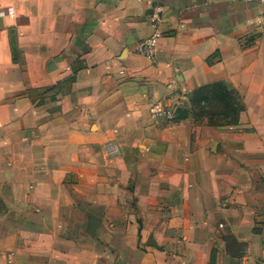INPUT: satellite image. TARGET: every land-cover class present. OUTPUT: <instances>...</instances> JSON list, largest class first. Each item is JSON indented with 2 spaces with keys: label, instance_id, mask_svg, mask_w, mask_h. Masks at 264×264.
<instances>
[{
  "label": "crops",
  "instance_id": "0c3cea01",
  "mask_svg": "<svg viewBox=\"0 0 264 264\" xmlns=\"http://www.w3.org/2000/svg\"><path fill=\"white\" fill-rule=\"evenodd\" d=\"M154 5L148 58L136 47ZM217 81L242 97L237 124L150 116ZM212 251L264 264V5L0 0V264H210Z\"/></svg>",
  "mask_w": 264,
  "mask_h": 264
},
{
  "label": "trees",
  "instance_id": "16d2710c",
  "mask_svg": "<svg viewBox=\"0 0 264 264\" xmlns=\"http://www.w3.org/2000/svg\"><path fill=\"white\" fill-rule=\"evenodd\" d=\"M187 104L190 106L189 109L184 108V103L176 109L173 122L191 117L194 122L209 126L235 125L241 112L245 110L239 92L221 81L194 88L187 95ZM227 249L229 253L228 246ZM210 264H214L213 251Z\"/></svg>",
  "mask_w": 264,
  "mask_h": 264
},
{
  "label": "built area",
  "instance_id": "2783aa9c",
  "mask_svg": "<svg viewBox=\"0 0 264 264\" xmlns=\"http://www.w3.org/2000/svg\"><path fill=\"white\" fill-rule=\"evenodd\" d=\"M245 3H254L264 5V0H238ZM147 21L149 22L152 33L146 38L138 41L136 51L148 58L154 56L157 40L162 36L163 23V7L161 5H154L147 14ZM123 73V71H121ZM183 102L173 104L168 98L157 100L149 107V114L153 119L165 118L173 121L176 109L181 106ZM115 152V150L113 151Z\"/></svg>",
  "mask_w": 264,
  "mask_h": 264
},
{
  "label": "rangeland",
  "instance_id": "374dc122",
  "mask_svg": "<svg viewBox=\"0 0 264 264\" xmlns=\"http://www.w3.org/2000/svg\"><path fill=\"white\" fill-rule=\"evenodd\" d=\"M184 108H190V106L187 104V102H184ZM188 109H186V110H188ZM185 110V111H186ZM191 118V117H190ZM154 121H160V123L161 124H163V125H169V124H173V123H175V122H173V121H171V120H167V119H165V118H159V119H153ZM193 120V119H192ZM194 122V121H193ZM194 124H196V125H200V123H196V122H194ZM114 149L112 150V152L110 153V156H114ZM116 163H110L109 165H107V167L109 168V166L111 167V170L112 171H114V172H118V165L116 164ZM152 166V164H151V161L150 160H148V161H144V163H143V171L144 172H147V171H150V167ZM127 169H128V171H131V172H133V166L132 165H130L129 163L127 164ZM134 204H135V202H134ZM226 241H227V244H228V247H229V249L231 250V249H233V250H235V253L237 254V255H240L242 252V246L240 245V244H236V243H234L233 241H232V239L229 237V236H227L226 238Z\"/></svg>",
  "mask_w": 264,
  "mask_h": 264
},
{
  "label": "water",
  "instance_id": "95a60500",
  "mask_svg": "<svg viewBox=\"0 0 264 264\" xmlns=\"http://www.w3.org/2000/svg\"><path fill=\"white\" fill-rule=\"evenodd\" d=\"M230 264H237V262L235 260H231ZM258 264H260V263H258Z\"/></svg>",
  "mask_w": 264,
  "mask_h": 264
}]
</instances>
